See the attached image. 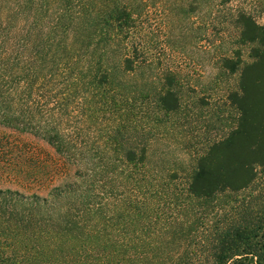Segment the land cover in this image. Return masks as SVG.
<instances>
[{"label":"trees","instance_id":"trees-1","mask_svg":"<svg viewBox=\"0 0 264 264\" xmlns=\"http://www.w3.org/2000/svg\"><path fill=\"white\" fill-rule=\"evenodd\" d=\"M140 6L0 0L2 171L62 179L0 188V264H264V24L233 13L251 57L222 58L236 116L180 159L152 145L184 111L174 73L135 78ZM25 136L53 150L46 171Z\"/></svg>","mask_w":264,"mask_h":264},{"label":"rangeland","instance_id":"rangeland-1","mask_svg":"<svg viewBox=\"0 0 264 264\" xmlns=\"http://www.w3.org/2000/svg\"><path fill=\"white\" fill-rule=\"evenodd\" d=\"M140 1L142 8L138 7L135 16L134 42L139 48L135 78L140 83L142 79L154 81L165 73H174L184 111L175 119L176 129L169 138H156L158 141L152 145L173 149V156L186 158L180 148L190 146L193 151L220 136L236 116L226 94L236 88L239 74L229 72L221 62L224 56L231 57L236 48H241L244 62L251 60L249 46L238 43L233 13L244 8L264 24V0H137ZM25 138L32 143L29 149L41 160L40 169H49V163L54 162L53 150L41 140ZM131 141L137 142V138ZM3 166L0 160V188L24 190L6 180ZM61 181L54 177L48 182L42 177L24 191L46 194L48 185Z\"/></svg>","mask_w":264,"mask_h":264}]
</instances>
